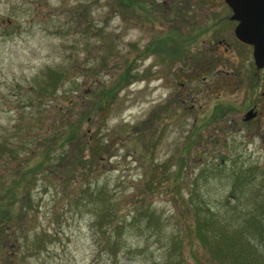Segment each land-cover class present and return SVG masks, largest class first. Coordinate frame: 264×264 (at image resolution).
Listing matches in <instances>:
<instances>
[{
    "label": "rangeland",
    "instance_id": "rangeland-1",
    "mask_svg": "<svg viewBox=\"0 0 264 264\" xmlns=\"http://www.w3.org/2000/svg\"><path fill=\"white\" fill-rule=\"evenodd\" d=\"M180 1L0 0V264H223L196 214L218 244L253 241L240 226L264 203V134L242 112L204 118L179 84L207 54L192 30L227 9ZM65 120L72 139L51 142Z\"/></svg>",
    "mask_w": 264,
    "mask_h": 264
},
{
    "label": "flooded vegetation",
    "instance_id": "flooded-vegetation-1",
    "mask_svg": "<svg viewBox=\"0 0 264 264\" xmlns=\"http://www.w3.org/2000/svg\"><path fill=\"white\" fill-rule=\"evenodd\" d=\"M222 1L228 14L215 15L207 22L199 24V29L192 30V33L196 32L195 35L199 37L194 38L197 43L194 41L187 49L193 53L198 46L199 50L205 49L207 54L203 56L202 64L198 65L197 73H194L196 69L194 64L186 73H181L184 76L179 84L184 88V95L194 94L192 98L196 99L189 102L188 106L201 107L198 111L205 112L204 118L212 117L215 112L217 115L221 112H242L240 120L254 123L256 132L260 128L259 133L263 136L264 129L260 124L264 123V64L256 65L252 58V45L235 36L234 26L237 20L231 18L232 11L226 0ZM223 53H229L231 56ZM188 57L192 58L191 55ZM223 75L228 77L223 78ZM223 89L227 91L226 100H222L221 97ZM232 90H236L234 97H230ZM237 91H240L239 99ZM207 94L211 96L208 97ZM263 141L264 137L260 142Z\"/></svg>",
    "mask_w": 264,
    "mask_h": 264
},
{
    "label": "trees",
    "instance_id": "trees-1",
    "mask_svg": "<svg viewBox=\"0 0 264 264\" xmlns=\"http://www.w3.org/2000/svg\"><path fill=\"white\" fill-rule=\"evenodd\" d=\"M135 6V4L133 5ZM160 38V37H159ZM159 38H157V41L159 40ZM174 39V37H173ZM172 39V40H173ZM156 41V42H157ZM153 47H149L150 49H156L157 45L155 42H152ZM173 45V42H172ZM160 47V45H158ZM165 52H161V54L164 57H169L174 51H170L168 49H164ZM175 50V48H174ZM149 52L148 49H144L142 48L139 52H138V56L142 53H146ZM147 54V53H146ZM125 71V70H124ZM129 74V71H126ZM135 74L130 73V76H134ZM126 77V74H124L122 72L121 76L117 79L114 80L112 88L108 89V93L107 96H110L112 94L113 91H117V89L126 81H124V78ZM57 76H55L53 78V80H56ZM131 80V78H129ZM130 80H127V83L130 82ZM39 92L41 93V90H39ZM74 122H69L66 123L62 122L60 124V127L58 129H56L54 131V133L51 135V142H56L57 140V136L61 137L60 138V143L63 142H67L69 140L72 139L73 134L75 133V130L77 129V127L73 126ZM184 148V146L182 147ZM181 148V151H182ZM54 149V143H49V144H45L41 150H40V156L42 157V159H49V153ZM49 155V156H47ZM54 158H57V160H60L62 158L61 155H56L53 154ZM78 159V158H77ZM75 161H78V160ZM38 164H42V161L40 160V162ZM19 183V180H17L15 182ZM104 203V202H102ZM254 206L255 211H253L252 214L249 215L248 219V223L246 225L240 226L241 229L242 227H244L247 234L252 235L253 237V241H249L246 239V237L243 235V233L241 234L240 231H236L233 233L232 236H228L227 234H223L222 233V239H223V243L218 244V242H214L213 239L208 238L206 235L203 234L204 232V226L202 225V221L196 214V216H193L194 219H192L191 221V230L194 231V235L195 238L199 239L204 245H206V247H208L209 251L213 254H215L216 256L218 254H220V250L225 249V252L228 255L225 256H217L218 260L224 263H229V264H264V203L260 204L259 206L257 205V203L252 204ZM143 211L141 209L135 210L133 212V221H138V219L143 215L142 213ZM101 217V218H100ZM98 217L100 220L102 219V216ZM103 218H105V216H103ZM107 219V218H106ZM131 224H133V222H130ZM96 224L100 225V221L96 220ZM116 226H112V230L116 229ZM117 233V232H115ZM110 235V234H109ZM105 243H108L111 246V243H115V237L112 238V240H110V236H108V239L106 240ZM222 244V245H221ZM106 244L104 243H99V245H97L98 250H101L104 248ZM171 251V249L169 248V252ZM114 254V251H113ZM223 257H226L228 259V261L224 262L223 261ZM230 258V260H229ZM195 264H198V262H196V260L194 259ZM175 262H177L174 258L171 257V253L169 255H167L164 259H162L159 262H156L154 264H176Z\"/></svg>",
    "mask_w": 264,
    "mask_h": 264
},
{
    "label": "water",
    "instance_id": "water-1",
    "mask_svg": "<svg viewBox=\"0 0 264 264\" xmlns=\"http://www.w3.org/2000/svg\"><path fill=\"white\" fill-rule=\"evenodd\" d=\"M236 19L235 36L252 45L256 65L264 64V0H226ZM248 112L246 113L247 116Z\"/></svg>",
    "mask_w": 264,
    "mask_h": 264
}]
</instances>
